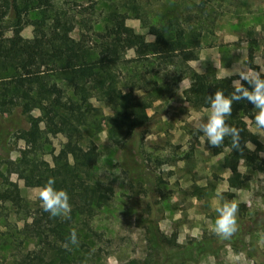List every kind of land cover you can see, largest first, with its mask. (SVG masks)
Returning a JSON list of instances; mask_svg holds the SVG:
<instances>
[{"label":"trees","instance_id":"16d2710c","mask_svg":"<svg viewBox=\"0 0 264 264\" xmlns=\"http://www.w3.org/2000/svg\"><path fill=\"white\" fill-rule=\"evenodd\" d=\"M97 1L0 0V29L10 32L0 36V74L8 72L0 75V114L19 108L25 115L23 128L29 143L25 158H6L5 169L26 187L40 188L49 176L54 177L55 186L67 191L70 204L67 218L52 217L42 210L36 197L29 200L22 195L15 181H1V195L22 222L18 242L11 247L14 264H96L109 250L111 240L96 228L95 220L103 206L113 200L114 185L96 172L98 150L93 135L104 122H110V137L117 141L118 129L127 137L131 121L138 125L147 121L146 102L133 108L134 88L145 82L139 72L135 79V65L178 68L188 81L183 99L193 106L208 105L205 98L217 89L225 94L232 91V78L198 72L187 64V57L199 44V31L186 37L182 24L171 18L152 23L138 0H109L96 29L90 15L95 14ZM76 16L82 27L78 38L71 35ZM129 17L149 27L151 39L128 26ZM26 24L32 26L30 37L20 35ZM128 51L133 56H127ZM29 107L38 114H31ZM104 109L109 114H104ZM254 111L246 100L232 104L227 122L241 129L239 150L231 148L230 137L220 148L209 146L207 141L205 146L224 151V167L241 160L264 174L260 154H264V144L245 120L252 121ZM48 133L63 137L56 152L45 150ZM246 143L256 149L245 147ZM153 229L147 227V240L153 243L152 249L159 250L160 245L155 244L160 238ZM73 231L76 243L70 239ZM161 238V242L170 241L164 234Z\"/></svg>","mask_w":264,"mask_h":264},{"label":"rangeland","instance_id":"374dc122","mask_svg":"<svg viewBox=\"0 0 264 264\" xmlns=\"http://www.w3.org/2000/svg\"><path fill=\"white\" fill-rule=\"evenodd\" d=\"M108 1L98 0L95 14L90 15L96 29ZM138 1L152 23L171 18L182 24L186 37L199 31V44L187 57L196 71L221 77L241 68L264 69V0ZM78 18L71 32L75 38L82 30ZM126 24L151 39L150 28L138 19L129 17ZM31 32L32 26L26 24L20 35L30 37ZM9 34L0 29L1 37ZM127 56H133L132 51ZM133 69L135 79L138 72L145 79L134 88L133 108L146 102L147 121L143 125L131 121L127 137L118 129L117 141L110 137V122L93 135L96 172L114 185L113 200L95 220L96 228L111 240L96 264H264V174L241 160L224 167V151L207 149L203 134L193 132L190 122L204 116L208 105L193 106L183 99L188 81L178 68L150 63ZM58 97L56 91L54 99ZM29 110L38 114L34 108ZM104 114L109 110L104 109ZM245 120L251 130L253 122ZM24 121L25 115L16 107L0 114V184L5 178L13 180L22 195L32 200L39 188L24 186L4 164L6 158L22 160L28 153ZM62 140L61 135L48 133L45 150L56 152ZM259 140L264 144V137ZM218 189H227L225 199L238 204L237 230L228 239L211 231ZM11 210L0 193V264H14L11 247L18 242L22 222ZM147 225L160 238L155 244L159 250L147 240ZM161 234L170 241L161 242Z\"/></svg>","mask_w":264,"mask_h":264},{"label":"clouds","instance_id":"9594fccd","mask_svg":"<svg viewBox=\"0 0 264 264\" xmlns=\"http://www.w3.org/2000/svg\"><path fill=\"white\" fill-rule=\"evenodd\" d=\"M235 75L232 80V91L229 94L217 89L213 95L205 98L208 111L204 116L194 117L190 122L194 133H202L205 141L211 147L220 148L226 137L231 138V148L240 149V131L238 127L231 126L227 119L232 113V104L236 101L246 100L254 106L252 116V134L264 137V69L247 70L239 69L219 78ZM246 82L248 85L245 86ZM245 147H248L247 143ZM227 189H218L215 193L217 204L215 206V219L211 231L217 236L228 239L237 230L238 204L225 199ZM44 212L50 216L68 217L70 213L69 196L67 191L55 186V178L49 176L45 183L35 193ZM72 243H76L75 231L70 234Z\"/></svg>","mask_w":264,"mask_h":264}]
</instances>
